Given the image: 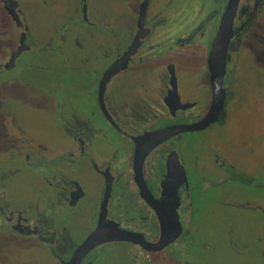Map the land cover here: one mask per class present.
Here are the masks:
<instances>
[{"label": "flooded vegetation", "instance_id": "1", "mask_svg": "<svg viewBox=\"0 0 264 264\" xmlns=\"http://www.w3.org/2000/svg\"><path fill=\"white\" fill-rule=\"evenodd\" d=\"M17 1L13 10L21 23L11 12L12 2L0 0V34L8 40L0 47V81L5 80L7 86L29 84L31 87L23 85L29 89L23 94L26 104L36 95H44V116L55 118L59 122L56 129L69 138L56 135L45 119L40 123L42 120H33L37 128H44L34 132L28 125L30 115L21 118L5 96L0 111L4 124L1 152L4 149L5 155L0 154V244L12 240L18 252H7L11 249L7 245L0 257L23 253L25 260L20 257L13 263L27 264L43 248L44 260H35L36 264H76L73 258L79 246L104 226L109 236L116 226L110 222L142 234L144 238H138L157 249L167 233L162 219L176 221L172 207L161 206L168 183L174 191L173 201L180 204L177 212L183 227L172 243L148 250L142 243L107 240L88 250L81 264H115L113 257L107 258L118 251L113 254L117 264H205L213 253L219 264H249L252 241L240 242L233 226L217 232L215 217L201 242L189 229L194 214L202 213L196 209L199 200L220 203L225 198L223 214L228 220L226 211L237 199H245L240 205L251 208L255 227L261 228L254 244L262 246L256 264H264V164L255 171L246 159L204 141L192 145L197 153L191 156L194 170L190 172L180 147L184 135L219 122L225 125L231 116L227 106L239 68L234 53L245 42L246 29L258 14L232 37L224 79L228 99L220 118L204 128L173 134L140 162L136 155L154 144L145 138L147 134L204 123L208 118L214 101L209 56L229 0H195L194 14L171 36L167 31L176 17L171 12L174 0H165L162 9L156 0H77V5L71 0L69 25L62 17L64 23L59 21L49 31L32 17L37 0ZM51 1L42 0L44 10L59 7L58 0ZM258 2L259 13L264 0L240 1L235 29L248 21ZM237 41L239 46L233 50ZM175 49H199L206 61L195 65L197 58L194 63L189 60L183 74L179 60L171 56ZM37 52H44L41 65L34 58ZM120 60L124 68L104 78ZM34 67L41 68L35 72L49 80L28 81L26 74ZM84 77L90 80L88 85L83 84ZM254 84L264 100V82ZM84 93L94 96L88 110L81 107ZM50 134L54 140L48 139ZM88 168L101 176V187L91 184ZM225 236L228 254L214 242Z\"/></svg>", "mask_w": 264, "mask_h": 264}, {"label": "rangeland", "instance_id": "2", "mask_svg": "<svg viewBox=\"0 0 264 264\" xmlns=\"http://www.w3.org/2000/svg\"><path fill=\"white\" fill-rule=\"evenodd\" d=\"M27 1L28 0H26L25 3ZM37 1L39 2L38 4L44 8L42 0ZM58 1L59 7L57 8V11L53 13V15L49 16L44 12V17L48 18L44 21L46 30L48 31L59 21H61L62 17L67 18V25H69L70 20H68V18L71 15V0ZM164 1L165 0H156L155 2L157 6L162 9ZM49 2L50 4H52L51 0H49ZM196 4L197 1L195 0H174V4L171 6V12L175 14L176 17L172 23L171 29L169 31L166 30L169 36H171L174 32L180 30L178 25L185 24L189 16L194 14V7L196 6ZM32 17L35 18V13H32ZM188 21L191 22V20ZM61 22V24L64 23V21ZM246 31L245 42L243 43L239 51L234 53V60L235 62L237 61V65L239 68L235 70V78L231 83L232 92L230 96V103L228 101L229 106H227L229 107V109H231V116L229 117L225 125H221L224 124V122L216 123L214 126H210L203 131L184 135L183 141H181L180 147L188 161L187 166L190 172H193L194 170V167L190 160L191 156L192 154L196 155L197 153L195 150H193L192 145L194 146L198 143L202 144V142L204 141L213 143L216 148L231 153L238 159H246L254 166L255 171L263 168L261 166L264 164V100L261 99L260 95L256 93L257 91L255 90L254 83L262 81L264 82V7L259 11L257 18L253 21L250 28L246 29ZM173 52L174 53L171 56H174L179 60L183 74L188 71L189 60L190 62L194 63L193 61L197 58L195 65H198L200 62L204 64L206 61V56L202 54L199 49H175ZM34 58L36 61L41 62L39 63V65L43 64L44 52H37ZM40 69L34 67L31 70H28V73L26 74L27 80L32 82L36 81V79L38 78L39 81H48L49 78H47L45 75L35 72L36 70ZM89 81L90 80L88 78L84 77L82 82L83 84L88 85ZM4 82L5 80L0 81V111L4 109L3 106L5 96H8L9 102L12 103V107L16 109L21 118L25 117L26 114L27 119V115H30L32 123L28 122V125L30 126L29 128H31L34 132H43L44 128H37L35 124H33V120H42L39 121L40 123L44 122L45 119V121L49 123V127L51 128V130H53L56 135L61 138H69V136L66 135L61 129H56V127H59V122H57L55 118L44 116V110L42 107V105H44V95L38 94L28 104H26V98L23 94L24 92L29 91V89L23 87V85L27 87L31 86L27 83L23 84L20 82H16L12 86H7V84H3ZM1 84L3 86H1ZM92 97L94 96L87 93L83 94V103L81 106L83 109H89L90 100ZM54 108H57V104H54ZM194 110L195 109H192L188 112V114L194 112ZM3 128L4 124L0 123V154L5 157V155L3 154L4 149L3 153L1 152L2 145L4 143V141H2L1 139V132ZM14 130H16L15 127ZM113 136H115L114 133L112 137ZM48 139L54 140L55 136L50 134V136H48ZM64 141L67 144L72 143V141L69 139H64ZM87 171L88 172L86 176L87 178H89L91 184L96 187H101V185H103V180H100L99 178L101 176L95 173L93 170H89V168ZM193 181L195 182L196 180ZM225 188H227V186H225ZM11 193L14 197L15 192L12 191ZM225 200L226 198L221 199L220 203L213 202L210 199H208L207 201L199 200L196 203V209L202 210V213H200L199 215L194 214L193 228L190 227L189 229L192 230V233H194L195 237H199V240H197V242H199L200 238L208 236L207 228L211 226L212 220L214 219L215 221L216 217L217 222H214V226L216 229L215 231H227V229L233 226V228H235L234 233L240 235V242H244L246 239H251L252 248L254 247V250L252 252V255H250L249 264H256V258L260 249H262V246L260 243H258L260 245L254 244L256 242L257 232H259L261 228L255 227L256 219L251 213V208L241 206L244 202H246L245 199H237L235 205L229 206L226 211L229 215L228 220V218L223 214L225 211V206H227L225 203H223ZM231 200L232 199H229V201ZM230 218H234L235 222L233 220H230ZM204 227H206V229L202 230ZM223 234L224 233H222V235ZM227 234H230V232L228 231ZM226 240L227 236L221 237L220 240L214 239L217 247L219 249L222 248L224 254H228L230 252V250L227 249L228 244H226ZM11 243L12 240L6 241L4 239L0 244V250L7 251L8 248L6 246L9 245L11 249L7 252H11L12 249L18 252L16 246L11 245ZM41 250L42 251L33 253V258L27 264H36L35 260L39 259L44 260V249L41 248ZM117 253L110 254L107 260H110L113 257L111 259V262L117 264L115 260L116 257H114V255H116ZM24 255L26 254L10 253L8 255L0 257V261L2 262L1 264H14V260L16 259L18 261V258L20 257L24 261ZM125 256L126 254H123L122 260L123 258H125ZM204 262L205 264H219L217 263V256H215L214 253L209 254ZM102 264L104 263L102 262Z\"/></svg>", "mask_w": 264, "mask_h": 264}, {"label": "water", "instance_id": "3", "mask_svg": "<svg viewBox=\"0 0 264 264\" xmlns=\"http://www.w3.org/2000/svg\"><path fill=\"white\" fill-rule=\"evenodd\" d=\"M12 2V14L14 15L15 19L18 18V23H21L19 21V15L18 13L13 10V8L17 7L18 1L17 0H10ZM241 0H229V3L227 5L226 11L224 13L222 23L220 30L214 40L211 53L209 56V69L212 73V85L214 90V101L212 110L208 116V118L204 121V123H196L189 126L181 125V126H175V127H169V128H163L157 131H154L153 133H149L145 136V138H149L151 142L154 144L151 145L145 149L144 151L140 152L141 155H136V160L140 159V162L146 158L147 154L157 145L163 143L167 138L173 136V134L186 131V130H197L206 127L208 124L212 122H216L220 118V114L222 110L224 109V106L226 104V101L228 99V88L224 86V79L225 74L227 70V61H228V54H229V48L232 41V37L235 34H238L240 31L244 29V27L247 25V23L250 20H253L256 15L258 14L259 10V2L256 4L253 14L250 16L247 22H245L240 28L235 29L234 22L238 11V6ZM239 42L237 41L233 45V50H236L239 46ZM121 68H124V63L120 60L117 63H115L106 73L104 78L109 77L113 74H115L118 70ZM139 142H142L140 140ZM146 153V155H144ZM175 199L173 188H168V183L165 185V191L164 195L161 199V206L163 209H168L169 207H172V211L176 213V221L170 220L168 217L165 218V220L162 219V229L165 230L162 238V242L160 245L157 246V249H155V246L150 245V243L146 242V239L141 240L138 237H143L142 234L139 233H133L128 232L120 227L119 224L115 222L116 226L113 227V232L107 236L106 229L108 230V227L104 226V228L98 229V231L90 236L87 241L80 245L77 249L76 253L74 254V261L76 264H81V260L84 258L85 254L90 250L91 248L95 247L97 244L107 241V240H121V241H128V242H134V243H142L145 248L148 250L155 249L160 250L164 247L168 246L170 243H172L179 234L183 231L182 223L179 220V215L177 212V209L179 207L178 198L176 199L178 204L173 201Z\"/></svg>", "mask_w": 264, "mask_h": 264}, {"label": "crops", "instance_id": "4", "mask_svg": "<svg viewBox=\"0 0 264 264\" xmlns=\"http://www.w3.org/2000/svg\"><path fill=\"white\" fill-rule=\"evenodd\" d=\"M52 8H53V10L50 9V10L47 11V10H44V8L41 7V5H38L37 7H35V18H34V21H36V22L38 21V25L40 26V28H41L42 25H44V21L48 19V18L44 17V12H45L46 15L48 14L49 16H51V15H53V13H55L57 11L58 7L55 6V7H52ZM57 27L58 26L56 25L54 28H57ZM0 33H2V32L0 31ZM4 37L5 36H2L0 34V47H2L3 44L8 41Z\"/></svg>", "mask_w": 264, "mask_h": 264}]
</instances>
